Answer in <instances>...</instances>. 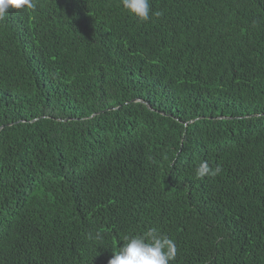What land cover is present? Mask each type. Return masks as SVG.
Instances as JSON below:
<instances>
[{"label":"trees","instance_id":"16d2710c","mask_svg":"<svg viewBox=\"0 0 264 264\" xmlns=\"http://www.w3.org/2000/svg\"><path fill=\"white\" fill-rule=\"evenodd\" d=\"M35 2L0 21V264L151 227L169 264H264V0Z\"/></svg>","mask_w":264,"mask_h":264},{"label":"clouds","instance_id":"9594fccd","mask_svg":"<svg viewBox=\"0 0 264 264\" xmlns=\"http://www.w3.org/2000/svg\"><path fill=\"white\" fill-rule=\"evenodd\" d=\"M122 7L129 14L140 21L147 22L151 15L159 16L160 12H152L150 0H121ZM12 9L36 10L35 0H0V21H3ZM222 168L219 164L210 166L206 160L201 161L195 168V179L203 180L206 177L215 178ZM97 234V239H100ZM119 250L113 253L108 264H169L176 258L177 247L173 239L156 227L147 229L142 234L125 235Z\"/></svg>","mask_w":264,"mask_h":264}]
</instances>
